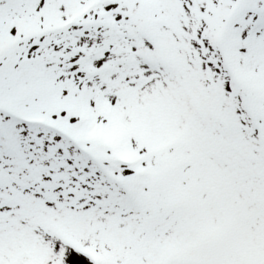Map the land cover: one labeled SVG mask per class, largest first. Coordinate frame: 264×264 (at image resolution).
<instances>
[{
	"label": "snow or ice",
	"instance_id": "snow-or-ice-1",
	"mask_svg": "<svg viewBox=\"0 0 264 264\" xmlns=\"http://www.w3.org/2000/svg\"><path fill=\"white\" fill-rule=\"evenodd\" d=\"M0 264H264V0H0Z\"/></svg>",
	"mask_w": 264,
	"mask_h": 264
}]
</instances>
